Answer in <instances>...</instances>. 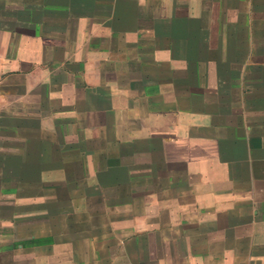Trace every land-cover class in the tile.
Here are the masks:
<instances>
[{
  "label": "crops",
  "instance_id": "crops-1",
  "mask_svg": "<svg viewBox=\"0 0 264 264\" xmlns=\"http://www.w3.org/2000/svg\"><path fill=\"white\" fill-rule=\"evenodd\" d=\"M0 264H264V0H0Z\"/></svg>",
  "mask_w": 264,
  "mask_h": 264
}]
</instances>
